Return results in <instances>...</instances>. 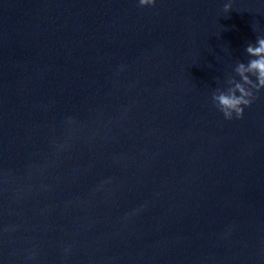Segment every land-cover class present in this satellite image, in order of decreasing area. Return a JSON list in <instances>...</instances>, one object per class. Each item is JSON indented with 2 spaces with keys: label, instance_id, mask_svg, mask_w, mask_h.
I'll return each mask as SVG.
<instances>
[{
  "label": "water",
  "instance_id": "1",
  "mask_svg": "<svg viewBox=\"0 0 264 264\" xmlns=\"http://www.w3.org/2000/svg\"><path fill=\"white\" fill-rule=\"evenodd\" d=\"M226 2L0 0V264H264V92L211 100L264 0Z\"/></svg>",
  "mask_w": 264,
  "mask_h": 264
},
{
  "label": "clouds",
  "instance_id": "2",
  "mask_svg": "<svg viewBox=\"0 0 264 264\" xmlns=\"http://www.w3.org/2000/svg\"><path fill=\"white\" fill-rule=\"evenodd\" d=\"M136 2L141 8L157 4V0ZM231 9L232 0H228L223 5V11L227 14ZM244 51L247 60L237 59L231 71L225 74L223 81L211 93L212 104L226 120L242 119L245 109L264 92V35H257L255 41L249 42Z\"/></svg>",
  "mask_w": 264,
  "mask_h": 264
}]
</instances>
